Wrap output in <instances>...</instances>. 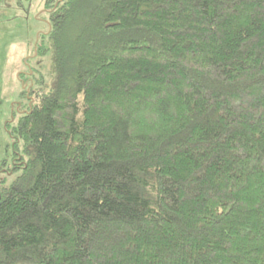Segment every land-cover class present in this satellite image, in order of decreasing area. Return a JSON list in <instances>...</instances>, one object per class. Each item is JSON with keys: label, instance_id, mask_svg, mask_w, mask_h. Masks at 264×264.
<instances>
[{"label": "trees", "instance_id": "trees-1", "mask_svg": "<svg viewBox=\"0 0 264 264\" xmlns=\"http://www.w3.org/2000/svg\"><path fill=\"white\" fill-rule=\"evenodd\" d=\"M46 6L0 264H264V0Z\"/></svg>", "mask_w": 264, "mask_h": 264}, {"label": "rangeland", "instance_id": "rangeland-1", "mask_svg": "<svg viewBox=\"0 0 264 264\" xmlns=\"http://www.w3.org/2000/svg\"><path fill=\"white\" fill-rule=\"evenodd\" d=\"M55 0H0V181L9 186L20 171H12L13 142L7 126L14 125L19 111L28 106V98L21 94L22 84L18 75L34 70L47 88L52 84V59L37 56L35 47L39 35L46 34L45 13L48 2ZM27 78V77H23ZM33 88L35 86H32ZM44 93L46 92L43 91ZM39 95L42 92L38 91ZM27 156L18 144L17 156Z\"/></svg>", "mask_w": 264, "mask_h": 264}]
</instances>
